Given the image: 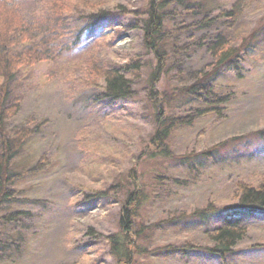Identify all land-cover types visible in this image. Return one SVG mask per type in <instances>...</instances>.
I'll list each match as a JSON object with an SVG mask.
<instances>
[{
	"label": "rangeland",
	"instance_id": "374dc122",
	"mask_svg": "<svg viewBox=\"0 0 264 264\" xmlns=\"http://www.w3.org/2000/svg\"><path fill=\"white\" fill-rule=\"evenodd\" d=\"M11 1L29 20L62 4L66 23L59 41L66 49L54 62L23 66L10 87L21 105L7 132L29 128L35 134L11 166L20 174L11 186L14 200L0 206V264H119L107 238L120 232L131 171L145 196L132 264H264L259 214L245 218L246 236L226 258L199 250L212 247L206 233L234 210L237 187L256 188L264 177V0H245L231 27L212 20L238 0H185L202 14L169 8L158 34L164 65L155 91L171 99L165 116L192 120L170 134L173 159L147 154L157 102L149 96L157 59L141 28L149 0ZM95 15L106 19L104 25L85 29L84 18ZM202 15L211 19L199 25ZM217 33L226 38L224 47L211 52L207 44ZM243 47L239 74L218 68L213 76L216 93L229 101L220 113L193 117L200 104L180 90L212 71L223 50ZM137 61L139 77L127 73L133 81L128 98L98 99L102 69ZM38 163L40 171L33 172ZM210 207L218 212H206ZM14 213V221L3 218ZM185 245L199 248L185 255L163 250Z\"/></svg>",
	"mask_w": 264,
	"mask_h": 264
},
{
	"label": "trees",
	"instance_id": "16d2710c",
	"mask_svg": "<svg viewBox=\"0 0 264 264\" xmlns=\"http://www.w3.org/2000/svg\"><path fill=\"white\" fill-rule=\"evenodd\" d=\"M244 2L245 0H238L230 9H219L217 17L212 21H223L228 26H233L240 17L238 12ZM175 6H184L192 14L197 12L202 14L198 5L190 3V1L186 3L185 0H149L146 18L142 20L141 26L145 46L153 50V54L157 59L149 91V96L157 101L154 113L156 128L148 142V148H151V150L147 149V154L152 158L159 155L162 158L173 159L174 156L167 145L172 130L181 126H189L192 122L188 117L165 116V107L170 104L171 99H168L167 102L165 94L160 95L155 91L161 79V66L164 65L163 55L161 54V38L158 34L162 30L164 19L169 15V8ZM62 7V4L54 2L53 5L51 4L50 14L29 20L20 14L19 6L14 1L0 0V206L14 200V191L11 186L20 174L14 173L11 166L14 159L35 134V131L29 128H18L12 135L7 132L6 123L18 115L21 105V98L14 97L11 94L10 87L16 81V75L23 66L31 67L33 64L46 61L54 62L65 51L66 46L59 41L60 31L63 30L66 23L62 15ZM202 16L199 25L208 23L211 19L207 15ZM84 19L86 21L85 29L87 30L104 25L106 20L100 15L89 16ZM211 38L212 41L207 44L208 50L213 52L214 48L219 46L221 51L226 38L220 33ZM243 49L245 47L223 50L217 58V62L213 64L212 71L199 74L190 86L180 90L179 94L185 95L200 104V107L191 110L193 117L200 118L208 114L220 113V108L229 101L227 96L216 93L212 84L213 76L219 73L218 68L239 74L238 72L242 69V62L244 61V57L241 55ZM141 69L142 67L138 61L124 66L123 69H102L101 78L104 93L98 99L114 103L128 98L132 94L133 81L130 77H127V73L132 71L131 73H136L137 78ZM262 137L264 138V135ZM40 169L41 166L38 163L32 171L38 173ZM136 176V173L131 171L130 178L134 179V185H131L132 189L127 191L121 202L120 232L107 238L111 247V254L119 264H132L134 255L138 250L133 238H137L139 232L143 230V226H140L139 223L137 226L136 219L145 201V196L143 190L136 185ZM119 186L120 184H117L112 187L111 193H116ZM237 190L238 203L234 206V210L225 215L221 226L206 233L212 247L199 248L185 245L180 249H175L167 246L163 250L169 252L176 250L178 253L185 255L187 250L199 248V250H204L221 260L231 254L236 245L246 236L245 218L257 214L264 216V177L256 188L244 184L238 186ZM108 193L109 191H106L105 193H98V195L107 196ZM212 211L218 212V209L212 210V207H210L206 210V212ZM3 218L14 221L16 214H6ZM131 247H133V250H131Z\"/></svg>",
	"mask_w": 264,
	"mask_h": 264
},
{
	"label": "bare ground",
	"instance_id": "6f19581e",
	"mask_svg": "<svg viewBox=\"0 0 264 264\" xmlns=\"http://www.w3.org/2000/svg\"><path fill=\"white\" fill-rule=\"evenodd\" d=\"M109 19H111L112 20V18H109ZM215 217H216V215H214Z\"/></svg>",
	"mask_w": 264,
	"mask_h": 264
}]
</instances>
